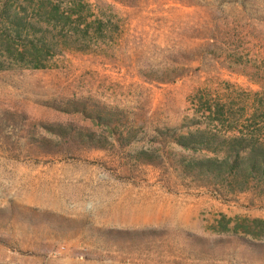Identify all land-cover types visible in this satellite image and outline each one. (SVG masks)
Masks as SVG:
<instances>
[{
  "label": "rangeland",
  "instance_id": "374dc122",
  "mask_svg": "<svg viewBox=\"0 0 264 264\" xmlns=\"http://www.w3.org/2000/svg\"><path fill=\"white\" fill-rule=\"evenodd\" d=\"M51 5L91 24L84 51L30 69L9 35L50 29ZM240 138L246 168L264 150V0H0V264H264V180L182 170Z\"/></svg>",
  "mask_w": 264,
  "mask_h": 264
},
{
  "label": "trees",
  "instance_id": "16d2710c",
  "mask_svg": "<svg viewBox=\"0 0 264 264\" xmlns=\"http://www.w3.org/2000/svg\"><path fill=\"white\" fill-rule=\"evenodd\" d=\"M49 5L45 2L42 3V7H48ZM45 13L48 17V21L46 22L50 28L47 31L39 33L40 29L30 24V26H23V29L28 30V33L34 36L31 40L24 38L22 34L23 30L20 28H15L16 34L13 37L9 35L10 39L8 41L10 45L16 41L22 43L23 50L19 51L16 62L26 65L30 61V69H44V62L49 57H53L59 53L60 50L84 51L83 48H80V45L87 41V35L91 27V24H88V26L83 28L82 22L73 20L74 16H77L80 20L83 19L82 13L79 10L74 9L68 15H61L59 8L51 5V9ZM24 21L25 17L22 16L21 18H14L13 22L19 27L25 23ZM74 22L75 24H73ZM97 23L94 35L98 39L103 34V24L99 20ZM64 32H69L71 35H64ZM8 55L13 59L14 54L10 48ZM96 118L103 121L99 116H96ZM164 135L166 136L167 133ZM175 141L187 150H205L215 154L219 152L217 147L207 143V140L202 136L186 135L177 138ZM249 147L250 144L246 140L241 138L236 139L229 144L228 149L224 152L226 156L222 162H219L215 158H209L199 160L194 165L184 164L182 170H186V173H200L202 177L214 185L225 184L233 192H245L249 189L250 177H260L261 180H264L263 149L255 148L253 145L252 152L254 153L250 158L246 159V168H242L243 162L241 161V154L246 152Z\"/></svg>",
  "mask_w": 264,
  "mask_h": 264
}]
</instances>
